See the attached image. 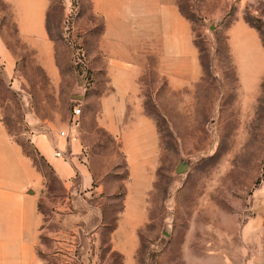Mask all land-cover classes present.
<instances>
[{
  "label": "rangeland",
  "instance_id": "374dc122",
  "mask_svg": "<svg viewBox=\"0 0 264 264\" xmlns=\"http://www.w3.org/2000/svg\"><path fill=\"white\" fill-rule=\"evenodd\" d=\"M49 1L57 77L21 40L0 0V123L32 166L25 194L40 216L31 264H124L111 232L123 212L125 155L94 123L96 101L86 114L74 97L102 92L104 78L93 71L101 62H92L100 21L89 0ZM177 4L191 22L201 71L175 89L153 70L143 77L159 163L131 264H264V0ZM75 105L70 155L59 132ZM41 134L51 140L49 155L35 145ZM58 146L61 157L53 154ZM179 162L185 172H175ZM7 176L13 181L15 173Z\"/></svg>",
  "mask_w": 264,
  "mask_h": 264
},
{
  "label": "crops",
  "instance_id": "0c3cea01",
  "mask_svg": "<svg viewBox=\"0 0 264 264\" xmlns=\"http://www.w3.org/2000/svg\"><path fill=\"white\" fill-rule=\"evenodd\" d=\"M3 1L11 7L21 40L35 51L47 74L57 77L54 42L47 25L50 1ZM89 2L90 12L101 25L94 40L98 50L92 57V62H101V66L93 71L103 76L104 86L100 95L82 94L79 101L86 114L90 103L96 101L94 123L120 143L125 155L123 212L111 232V244L123 253L124 264H131L137 228L144 221L145 191L159 163V133L153 118L144 111L143 77L153 70L175 89L197 80L201 68L191 22L181 13L177 0ZM2 55L8 62L9 52ZM75 127L67 123L63 130L77 133ZM61 138L72 155L77 139ZM34 141L41 153L49 155L51 140L41 134ZM56 149L63 151L59 146ZM24 161L20 147L0 123V264H31L34 252L40 216L35 200L25 194L33 170ZM11 172L15 177L8 181Z\"/></svg>",
  "mask_w": 264,
  "mask_h": 264
},
{
  "label": "built area",
  "instance_id": "2783aa9c",
  "mask_svg": "<svg viewBox=\"0 0 264 264\" xmlns=\"http://www.w3.org/2000/svg\"><path fill=\"white\" fill-rule=\"evenodd\" d=\"M80 112H81L80 107L78 105H75L73 107V109H72V116H71V124L72 125L76 126L77 120H78V116H79ZM59 133H60L61 136L68 137L71 140H75L76 139V136L73 135V134H69L67 130H60ZM53 154H54V156H57V157H61L62 156V154H61V152L59 150H55Z\"/></svg>",
  "mask_w": 264,
  "mask_h": 264
},
{
  "label": "water",
  "instance_id": "95a60500",
  "mask_svg": "<svg viewBox=\"0 0 264 264\" xmlns=\"http://www.w3.org/2000/svg\"><path fill=\"white\" fill-rule=\"evenodd\" d=\"M74 97L77 99H81L82 94H75ZM186 170H187V164L183 162H179L175 167V172L177 173H182L185 172Z\"/></svg>",
  "mask_w": 264,
  "mask_h": 264
}]
</instances>
